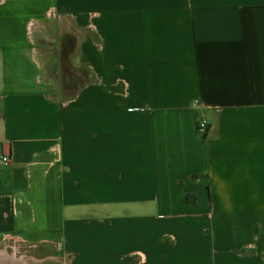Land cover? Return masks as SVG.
<instances>
[{
  "label": "crops",
  "instance_id": "1",
  "mask_svg": "<svg viewBox=\"0 0 264 264\" xmlns=\"http://www.w3.org/2000/svg\"><path fill=\"white\" fill-rule=\"evenodd\" d=\"M7 256L264 264V0H0Z\"/></svg>",
  "mask_w": 264,
  "mask_h": 264
},
{
  "label": "built area",
  "instance_id": "2",
  "mask_svg": "<svg viewBox=\"0 0 264 264\" xmlns=\"http://www.w3.org/2000/svg\"><path fill=\"white\" fill-rule=\"evenodd\" d=\"M208 127H209V125H208L207 121H205V120L200 121L199 120L198 126H197L198 131L206 133L208 130ZM1 161L8 164V163H10V158L9 157H2Z\"/></svg>",
  "mask_w": 264,
  "mask_h": 264
},
{
  "label": "bare ground",
  "instance_id": "3",
  "mask_svg": "<svg viewBox=\"0 0 264 264\" xmlns=\"http://www.w3.org/2000/svg\"><path fill=\"white\" fill-rule=\"evenodd\" d=\"M13 257H11V259H12ZM14 259V258H13ZM7 260H10V258H8V256H7V258H4V257H2L1 259H0V264H7L8 262H7ZM24 261H25V259H24ZM20 263V262H19ZM12 264H15V262H13ZM22 264V263H21Z\"/></svg>",
  "mask_w": 264,
  "mask_h": 264
},
{
  "label": "flooded vegetation",
  "instance_id": "4",
  "mask_svg": "<svg viewBox=\"0 0 264 264\" xmlns=\"http://www.w3.org/2000/svg\"><path fill=\"white\" fill-rule=\"evenodd\" d=\"M4 258H7V257H4Z\"/></svg>",
  "mask_w": 264,
  "mask_h": 264
}]
</instances>
